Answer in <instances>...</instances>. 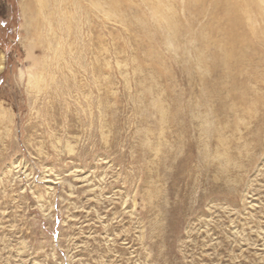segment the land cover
Wrapping results in <instances>:
<instances>
[{
	"label": "rangeland",
	"instance_id": "374dc122",
	"mask_svg": "<svg viewBox=\"0 0 264 264\" xmlns=\"http://www.w3.org/2000/svg\"><path fill=\"white\" fill-rule=\"evenodd\" d=\"M0 66V264H264V0H0Z\"/></svg>",
	"mask_w": 264,
	"mask_h": 264
},
{
	"label": "bare ground",
	"instance_id": "6f19581e",
	"mask_svg": "<svg viewBox=\"0 0 264 264\" xmlns=\"http://www.w3.org/2000/svg\"><path fill=\"white\" fill-rule=\"evenodd\" d=\"M227 6V8H228V11H229V15L230 16H234V17H236L237 18V20H239L240 21V19H239V15H238V11H239V5H238V7L237 6H234V4L232 5V4H227L226 5ZM159 11V10H158ZM164 14V13H163ZM162 14V15H163ZM167 18V17H166ZM162 19V18H161ZM160 19V20H161ZM170 24V23H169ZM172 26V25H171ZM1 67V66H0ZM2 68V67H1Z\"/></svg>",
	"mask_w": 264,
	"mask_h": 264
}]
</instances>
